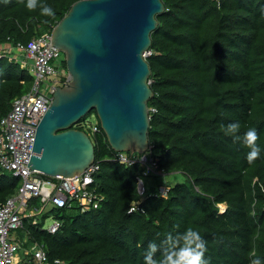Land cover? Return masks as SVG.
I'll use <instances>...</instances> for the list:
<instances>
[{"label":"trees","instance_id":"1","mask_svg":"<svg viewBox=\"0 0 264 264\" xmlns=\"http://www.w3.org/2000/svg\"><path fill=\"white\" fill-rule=\"evenodd\" d=\"M75 1L42 0L55 10L46 17L39 8L29 12L26 0H0V119L33 81L30 61L21 66L8 57L21 58L18 43L50 34ZM161 2L146 57L152 96L143 154L162 173L144 175L139 163L115 160L98 118L97 131L84 127L96 116L90 110L72 127L85 130L93 142L99 168L92 185L103 199L81 211L76 203L44 208L39 197H30L28 210L38 212L22 217L16 264L31 259L21 253L34 242L49 264H144L150 242L160 244L166 234L189 227L207 241L208 264H249L253 252L264 259V0ZM237 121L241 133L255 128L259 134L262 152L252 164L249 149L221 130ZM167 173L185 180H156ZM167 184L168 193L160 195V185ZM19 185L18 176L0 167V203ZM132 203L135 210L128 212ZM49 217L59 221L54 233L44 228Z\"/></svg>","mask_w":264,"mask_h":264},{"label":"water","instance_id":"2","mask_svg":"<svg viewBox=\"0 0 264 264\" xmlns=\"http://www.w3.org/2000/svg\"><path fill=\"white\" fill-rule=\"evenodd\" d=\"M161 0H77L54 25L51 43L65 54L71 81L57 87L37 124L28 167L73 177L94 162L87 132L72 127L94 109L114 151L148 148L146 61Z\"/></svg>","mask_w":264,"mask_h":264},{"label":"built area","instance_id":"3","mask_svg":"<svg viewBox=\"0 0 264 264\" xmlns=\"http://www.w3.org/2000/svg\"><path fill=\"white\" fill-rule=\"evenodd\" d=\"M16 52L21 53V58H18L17 53L8 58H13L21 66L30 61L33 81L27 92L13 99L11 108L0 119V167L20 177V185L14 195L0 203V264H16L21 256L17 229L22 226V217L38 212L35 208L28 210L30 197H39L44 208L71 207L76 203L81 211L97 208L102 200L95 187L91 186L93 174L98 169L96 163L90 164L81 174L61 178L48 177L28 167L37 124L47 110L56 87H64L71 81V76L59 67L64 55L52 45L50 34L31 39L27 44L18 43ZM114 159L127 166L139 163L144 175L149 172L162 173L154 168L155 164L143 153L116 152ZM137 187L139 194H142L144 185L140 178ZM260 188L264 192V188ZM168 190V184L159 187L160 195H166ZM135 207L136 203H132L128 212L134 211ZM58 227L57 220L45 225L49 233L56 232ZM21 254L31 257L33 261L31 263V259L27 258L26 264H49L42 245L37 242L23 248Z\"/></svg>","mask_w":264,"mask_h":264},{"label":"clouds","instance_id":"4","mask_svg":"<svg viewBox=\"0 0 264 264\" xmlns=\"http://www.w3.org/2000/svg\"><path fill=\"white\" fill-rule=\"evenodd\" d=\"M25 7L29 12H33L37 8H39L40 14L42 16H46V17H54L55 16V10L51 6L47 5L46 3H43L42 0H26ZM149 54H150V51L148 50L146 52L145 58ZM63 55H64V59H65V54L63 53ZM59 67L61 69L67 71V68L65 67V69H64L63 67H61V64L59 65ZM149 82L150 81L148 80V84H149ZM57 87L63 88V86H59V85ZM29 88H28V90H29ZM28 90H26L25 92H27ZM22 94H20V95H22ZM52 96H53V94H52ZM11 105H12V102H11ZM10 108H11V106H10ZM150 110H151V108H150ZM148 112H149V109H148ZM96 116L94 114H91L87 118V120L85 122V126H84L86 128H90L92 130V132L97 131L99 129L97 126V118L98 117H96ZM94 126L96 127L95 130H93ZM241 127H242L241 124L237 121V122L229 123L227 125H223L221 130L224 132V134L226 136L231 137L233 142H241L244 147L249 149L247 156H246V159H247L249 164H252L253 162H255L256 160H258L260 158L261 152H262L261 147L257 143L259 140V134L255 128H249L247 131H244L243 133H241ZM83 131H85V130H83ZM145 151H143V152H145ZM116 152H129V151H115V153ZM133 152L134 153H143V152H135V151H133ZM96 164H98V163H96ZM98 168H99V164H98ZM93 180H94V177H93ZM92 184H93V182H92ZM92 184H91V186H93ZM12 195H14V194H12ZM102 199H103V197H102ZM44 228H45V226H44ZM24 240H25V238H24ZM30 245H31V243L29 244V246ZM207 251H208L207 241L203 238V236L201 235V233L199 231L194 230L193 228L189 227V228H186L184 232L177 233L176 235H173L172 233L166 234L164 239L161 240L160 244H157L155 241L150 242L148 244L147 251L144 255V264H208V261L205 258V254ZM158 252H159V256H157ZM250 255H251V258L249 260V264H264V259H261L260 257H258L254 252L251 253Z\"/></svg>","mask_w":264,"mask_h":264},{"label":"rangeland","instance_id":"5","mask_svg":"<svg viewBox=\"0 0 264 264\" xmlns=\"http://www.w3.org/2000/svg\"><path fill=\"white\" fill-rule=\"evenodd\" d=\"M157 181L162 182L163 180H165L166 183H168L169 185H172L176 182H182L185 180V176L181 173H167L163 176H159L157 179ZM149 181V179L145 178V182ZM51 218L49 217L46 222L45 225H48L51 223Z\"/></svg>","mask_w":264,"mask_h":264}]
</instances>
